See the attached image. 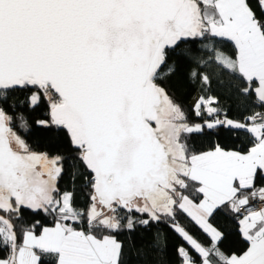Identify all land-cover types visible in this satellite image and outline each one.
Here are the masks:
<instances>
[{
    "label": "snow or ice",
    "instance_id": "6c2138e0",
    "mask_svg": "<svg viewBox=\"0 0 264 264\" xmlns=\"http://www.w3.org/2000/svg\"><path fill=\"white\" fill-rule=\"evenodd\" d=\"M222 41L233 56L216 47ZM172 55L193 65L189 79L202 88L215 65L238 95L264 106V0L256 8L251 0H0V264H130L118 235L153 223L187 245L177 248L179 264H264V113L221 118L217 98L202 95L194 111L209 118L190 123L162 84L177 71ZM17 92L30 93L34 109L46 102L47 117L35 121L45 135L70 140L86 172V207L59 189L63 158L34 151L14 130L3 105ZM19 128H30L22 115ZM221 129L242 134L240 147L199 151L190 142ZM221 209L238 218L239 254L219 247L210 218Z\"/></svg>",
    "mask_w": 264,
    "mask_h": 264
},
{
    "label": "trees",
    "instance_id": "16d2710c",
    "mask_svg": "<svg viewBox=\"0 0 264 264\" xmlns=\"http://www.w3.org/2000/svg\"><path fill=\"white\" fill-rule=\"evenodd\" d=\"M252 6L256 8V0H251ZM207 41H205L206 43ZM191 48L193 52L199 56H207L206 51L201 47L200 42L192 43ZM216 47L223 51L226 55H234V46L231 42L222 41L216 42ZM176 62L177 71L175 74L166 77L162 84L168 88L170 93L175 97L176 102L179 103L186 113L188 121L192 124L203 123L205 119H208L206 112H203L201 116H197L194 111V107L191 102L197 95L214 96L218 100V106L221 108V118L226 112L228 118L234 120H243L244 117L251 115L255 112H259L264 106L255 102L254 96L251 99H246L236 92L235 85L237 81L233 80L229 73L220 72L215 65H212L207 71L212 78L210 89L202 88L197 82L193 83L188 76L190 69L193 67L185 59H178L172 55L168 58V65H172ZM162 67L161 71H167V66ZM30 93L17 92L11 96L5 107L6 112L13 117V128L19 135L27 140L32 149L39 153H45L49 157L61 156L63 172L58 179V186L61 192L68 191L73 193V202L77 207H86L87 205V193L88 189L84 187L85 184V170L83 165L80 164L77 152L72 146L71 142L67 138H60L52 140L45 135L39 127L35 124V121L44 119L47 117V104L42 103L37 108L28 106L27 97ZM203 111V110H202ZM23 116L30 128L27 132L19 128V117ZM243 135L237 136L234 133H230L226 129H221L219 132H213L209 134L207 130L205 133H193L190 142L199 151L208 150L209 147L216 143L226 149L239 148L241 141H243ZM262 183L258 181V184ZM41 223L50 224L51 218L39 217ZM25 220L32 222L33 218L25 215ZM179 220L183 226L199 241L207 244L210 240L185 215H181ZM210 223L222 232L223 237L219 242V247L226 255L239 254L246 248V242L240 235L238 218L236 214L231 213L226 209L219 210L212 218ZM159 235L158 248L153 249L150 245L156 244V237ZM123 242L125 246L126 255L130 256V264H179V258L177 256V248L185 242L176 234L167 223L151 224L149 227L138 226L135 232L128 233L122 232L117 237ZM134 241L135 248L129 253V244ZM138 250H142L147 253L145 257L137 260L135 253ZM161 250L162 254H161Z\"/></svg>",
    "mask_w": 264,
    "mask_h": 264
},
{
    "label": "built area",
    "instance_id": "2783aa9c",
    "mask_svg": "<svg viewBox=\"0 0 264 264\" xmlns=\"http://www.w3.org/2000/svg\"><path fill=\"white\" fill-rule=\"evenodd\" d=\"M259 112H262L264 113V107L259 111ZM262 205L260 204V202L257 200V201H253L251 203V207L254 208V209H258L259 207H261Z\"/></svg>",
    "mask_w": 264,
    "mask_h": 264
},
{
    "label": "rangeland",
    "instance_id": "374dc122",
    "mask_svg": "<svg viewBox=\"0 0 264 264\" xmlns=\"http://www.w3.org/2000/svg\"><path fill=\"white\" fill-rule=\"evenodd\" d=\"M197 99H198V96L196 95V96L193 98L192 102H191V104H192L193 107H194V105H195Z\"/></svg>",
    "mask_w": 264,
    "mask_h": 264
},
{
    "label": "water",
    "instance_id": "95a60500",
    "mask_svg": "<svg viewBox=\"0 0 264 264\" xmlns=\"http://www.w3.org/2000/svg\"><path fill=\"white\" fill-rule=\"evenodd\" d=\"M163 67V66H162Z\"/></svg>",
    "mask_w": 264,
    "mask_h": 264
}]
</instances>
